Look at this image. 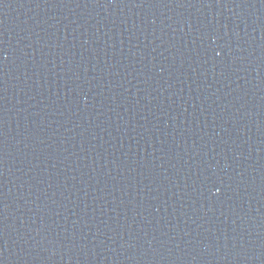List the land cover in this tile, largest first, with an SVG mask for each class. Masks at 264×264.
I'll use <instances>...</instances> for the list:
<instances>
[{"label":"water","instance_id":"95a60500","mask_svg":"<svg viewBox=\"0 0 264 264\" xmlns=\"http://www.w3.org/2000/svg\"><path fill=\"white\" fill-rule=\"evenodd\" d=\"M0 264H264V0H0Z\"/></svg>","mask_w":264,"mask_h":264}]
</instances>
